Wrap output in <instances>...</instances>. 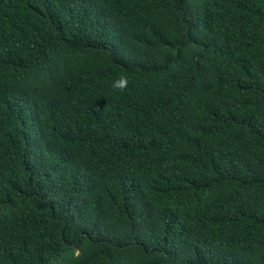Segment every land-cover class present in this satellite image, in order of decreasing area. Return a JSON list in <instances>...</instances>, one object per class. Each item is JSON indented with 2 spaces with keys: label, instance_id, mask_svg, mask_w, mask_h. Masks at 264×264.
<instances>
[{
  "label": "trees",
  "instance_id": "obj_1",
  "mask_svg": "<svg viewBox=\"0 0 264 264\" xmlns=\"http://www.w3.org/2000/svg\"><path fill=\"white\" fill-rule=\"evenodd\" d=\"M0 264H264V0H0Z\"/></svg>",
  "mask_w": 264,
  "mask_h": 264
},
{
  "label": "clouds",
  "instance_id": "obj_2",
  "mask_svg": "<svg viewBox=\"0 0 264 264\" xmlns=\"http://www.w3.org/2000/svg\"><path fill=\"white\" fill-rule=\"evenodd\" d=\"M127 85V79L125 77H121L118 81L114 82V86L124 89Z\"/></svg>",
  "mask_w": 264,
  "mask_h": 264
}]
</instances>
